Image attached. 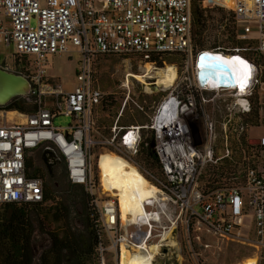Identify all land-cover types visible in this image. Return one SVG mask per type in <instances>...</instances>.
Returning a JSON list of instances; mask_svg holds the SVG:
<instances>
[{
    "label": "built area",
    "instance_id": "obj_1",
    "mask_svg": "<svg viewBox=\"0 0 264 264\" xmlns=\"http://www.w3.org/2000/svg\"><path fill=\"white\" fill-rule=\"evenodd\" d=\"M196 3L204 7L216 0H0V67L24 74L32 85L28 95L38 104L34 112L20 113L23 122H0V205L44 201L45 182L30 174L27 162L34 150L46 149L63 158L70 182L83 186L98 206L100 264H106V243L119 258L122 246L148 252L156 237L161 241L158 225L165 229L164 221L173 226L179 219L189 236L193 232L200 239L205 229L219 238L254 246L259 257L264 248V134L253 136V125L242 116L252 111L255 98L259 109L263 108L264 94L258 91L256 97L255 93L264 82L257 63L244 54L248 47L211 49L247 64L243 89L238 82L214 83L209 78L196 62L206 50L198 49L193 39ZM228 3L224 7L235 14L237 37L253 39L254 49L264 52V0ZM72 48L81 54L76 70L80 82L68 90L50 77L47 60ZM168 53L185 56V72L170 93L152 105L148 123L118 126L117 120L112 135L97 138L94 110L105 98L95 80L97 56L137 54L147 61L152 54ZM43 94L53 98L52 106L46 105ZM60 114L71 116L72 123L55 125ZM218 127L225 138L221 150L215 148ZM142 129H150L153 135L158 174L132 158L140 150ZM232 131L241 135L238 139L246 146L243 181L204 190L199 182L202 169L232 156L228 144ZM95 148L119 152L158 187L160 200L145 204L153 207L148 209L151 220L124 222L116 196L98 200L92 177ZM156 213L158 219L152 216ZM190 242L191 257L200 264Z\"/></svg>",
    "mask_w": 264,
    "mask_h": 264
},
{
    "label": "rangeland",
    "instance_id": "obj_2",
    "mask_svg": "<svg viewBox=\"0 0 264 264\" xmlns=\"http://www.w3.org/2000/svg\"><path fill=\"white\" fill-rule=\"evenodd\" d=\"M217 2L218 3H210L209 5L204 6L207 18L206 29L204 31L205 48L212 49V46L215 44L230 49L239 47L240 45L236 43L237 41H234L233 37V33H236V35L238 33L236 24L233 22V19L235 20V14L233 11L224 7L227 5V0H217ZM238 39L244 41V43L241 44L242 47H248V49L245 50V54L250 58H253L257 63L259 67L260 81L264 82V52H259L254 49L253 39L235 38V40ZM10 50H12V47L5 50V53L7 54ZM173 60L175 63L164 61L161 66L159 63L146 61L137 54H101L97 56L94 64L95 80L101 90L105 93L106 98V101H102V103L98 104L94 110L96 128L98 131L95 133L97 138H107L112 135V127L117 120L118 126L148 123L152 105L154 106L164 95L170 93L174 88V85H176L184 75L186 64L185 56L181 54L175 55ZM80 61L81 54L76 48H72L70 52L49 56L47 60V72L50 77L54 76L55 79H57L56 81L64 83L65 87L69 90L72 88L73 83L80 82L76 74V69H78ZM167 65H174L178 72L176 81L169 88L163 87L164 84H161L160 78L156 76L146 78L147 82L150 84V89L146 88V85L143 84L139 76L136 77L132 75V73L143 75L153 66L163 68ZM258 91L260 94H264V83H259L256 88V97H258ZM126 98H128V101L125 106H123ZM232 98L233 97L231 96L230 99ZM42 99L46 105L52 106L53 98L49 94H43ZM254 101V108L261 112H259L258 122L256 124L254 123L253 128H250V131L253 136H256L257 134L263 135L264 105L260 110L258 100L255 98ZM136 103L144 105V109H141ZM121 110H123V112L118 118ZM9 111L16 112L10 115L7 114ZM20 113L23 112L18 110L0 109V122L5 121L6 119L23 122L25 121V118L23 115H20ZM250 116L251 115L248 114L244 117L242 116V118L249 121L248 119ZM54 123L57 126L66 127L72 123V117L60 114L56 116ZM199 129L202 130V126H199ZM142 132L144 134L143 139L146 134L151 133L150 129H145V131ZM218 132L219 135L215 143V148H217L216 150H221L224 146L223 143L225 138L223 137L222 129L220 127H218ZM228 136V144L233 150L232 159L218 161V163L215 164H206L202 169V173L210 172L206 175L208 176L207 178H201L202 176L200 175L199 182L202 187H205V185H212L209 184L210 173H212V170L217 171V175L214 177L219 178L218 174L220 171H218V168H226L228 162H231L232 165L230 166H235L236 176L238 177L233 178L234 176H230V178L224 175L220 177V179H226L227 181H233L235 183L243 181V171L246 160L244 159V152L246 146L238 139L242 137L241 135L239 136L237 132H229ZM40 149L41 148H37L34 150L29 158L31 160L32 170H35V166L41 161ZM104 152H110L113 155L118 156L122 161H128L124 156L113 149L95 148L92 162V177L97 185L95 192L99 198L98 200L116 198L111 191H106L105 193L102 192L103 188L105 190H110L109 187L101 181V170L98 167V159ZM134 156L132 157L133 159ZM139 164L142 168L154 172L156 171L154 168L146 165L144 161H141ZM39 177L43 178L42 175ZM149 183L151 184L153 182L149 181ZM46 184L47 188L54 196L53 199L44 203V206L47 208L46 211L50 212L49 217L46 220V224L50 228V231L59 235L66 234L80 247H85L89 241L86 190L81 185H72L67 176L66 170H64V174L61 177L59 176L57 181L55 179H48ZM120 202L123 212L122 201ZM162 224L167 225V227L163 229V227L158 225V232H160L161 235L167 232L168 238L164 241H159V237L154 239V243H162L159 252L156 255L155 264H195L196 260L192 258L190 254V239H192V244L198 253L197 259L200 264H243V262L250 257L258 259V264H264V248L261 249L258 257L254 246L236 240L219 238L205 229L200 231V239H196L193 232H191V236H189L185 224L182 223L180 219L177 220L173 226L168 220L164 221ZM35 226L36 228L32 237L33 264H42L41 255L50 246L51 240L49 235L43 231L38 224ZM106 244L107 250L104 255L106 264H119L121 256L119 258L117 250L108 246V243ZM133 252L134 250H127L128 254ZM64 254L66 264H76V260L70 251H65ZM89 264H93L92 261Z\"/></svg>",
    "mask_w": 264,
    "mask_h": 264
},
{
    "label": "trees",
    "instance_id": "obj_3",
    "mask_svg": "<svg viewBox=\"0 0 264 264\" xmlns=\"http://www.w3.org/2000/svg\"><path fill=\"white\" fill-rule=\"evenodd\" d=\"M219 2V1H218ZM217 2V3H218ZM220 3V2H219ZM206 9L200 4H194L193 6V39L198 49H206L204 44V31L206 29ZM234 17V15H233ZM233 22L235 20L233 19ZM234 41H237L240 46L244 43L243 40H235L237 37L236 33H233ZM212 49L224 50L222 45L215 44ZM245 54V52H244ZM175 55H180L179 53H168L165 55L152 54L147 61H155L161 66L164 61L169 63H175L173 57ZM77 70V69H76ZM108 100V99H107ZM103 101H106L104 98ZM38 107L37 100L34 96H15L7 104L0 106V109L5 110H18L23 113L34 112ZM251 115L249 121L252 125L258 122L259 111L253 108L251 112L246 115ZM146 124V123H142ZM145 131V129H142ZM144 135V134H143ZM153 140L152 133L146 134L143 141L141 142L140 150L137 155L134 156L136 162L140 163L144 161L146 165L156 170L154 174L160 172V164L158 161L157 152L154 147L151 146ZM140 158V159H139ZM227 159H232L230 157H224L219 161ZM227 167L218 168L220 171L218 174L219 178L214 176L217 175L216 170H212L210 173V186L205 185L203 189H212L216 186L230 185L235 182L220 179L222 176L235 178L236 171L235 166L231 162H228ZM28 168H32L31 160L27 162ZM219 167V166H218ZM208 172L201 173V178H207ZM32 176H41L36 173L35 170L30 172ZM230 177V178H231ZM76 186L77 184L71 183ZM44 187V201L39 203H22V202H5L0 205V264H33L32 255V237L38 224L43 231H45L51 240L50 246L42 253L41 262L42 264H66L65 251H70L76 260V264H89L91 261L93 264H100L99 258L96 253V248L100 241V232L98 227V211L97 207L93 202V196L86 193L87 202V223L89 228V241L85 247H80L75 243L70 236L63 234L59 235L53 231L46 224V220L49 217V213L46 211V206L44 203L54 196L46 186ZM77 189V188H75ZM74 190V189H73Z\"/></svg>",
    "mask_w": 264,
    "mask_h": 264
},
{
    "label": "bare ground",
    "instance_id": "obj_4",
    "mask_svg": "<svg viewBox=\"0 0 264 264\" xmlns=\"http://www.w3.org/2000/svg\"><path fill=\"white\" fill-rule=\"evenodd\" d=\"M228 1V0H227ZM217 3V0H216ZM230 4L227 2V5ZM238 58V60H234ZM239 57L225 55L220 51L206 49L204 54L197 59L196 62L205 69L209 78L215 83L217 81H225L235 83L242 76L247 64L240 63ZM133 76L140 77L146 88L150 89V84L147 82V77L156 76L160 78V83L163 87L169 88L174 84L178 77L177 69L174 65H167L163 68L153 66L149 68L146 74ZM246 80L244 81V83ZM161 86V85H159ZM16 111H9L7 114H14ZM21 115V114H20ZM9 116V115H8ZM12 117V116H11ZM11 119V118H10ZM98 167L101 170V181L107 185L117 197L121 218L124 222H141L151 220L145 204L153 203L159 198V189L153 183H149L147 178L141 171L129 161H122L118 156L110 152H104L98 159ZM104 189V188H103ZM105 190V189H104ZM123 205V212L121 202ZM153 218L158 219L159 215L152 214ZM168 238V233L162 234L161 241ZM171 240V239H170ZM172 241V240H171ZM173 243V242H172ZM125 246L121 248V260L119 264H155L154 257L158 253L159 243H153L148 247V252L142 249H133L134 252L128 254ZM243 264H255V258H247Z\"/></svg>",
    "mask_w": 264,
    "mask_h": 264
},
{
    "label": "water",
    "instance_id": "obj_5",
    "mask_svg": "<svg viewBox=\"0 0 264 264\" xmlns=\"http://www.w3.org/2000/svg\"><path fill=\"white\" fill-rule=\"evenodd\" d=\"M31 88V82L24 74L0 67V106L7 104L15 96H27ZM151 146L154 147L153 141Z\"/></svg>",
    "mask_w": 264,
    "mask_h": 264
},
{
    "label": "flooded vegetation",
    "instance_id": "obj_6",
    "mask_svg": "<svg viewBox=\"0 0 264 264\" xmlns=\"http://www.w3.org/2000/svg\"><path fill=\"white\" fill-rule=\"evenodd\" d=\"M41 150V161L35 166L37 174L42 175L44 181L47 183L48 179L58 180L64 174L65 165L63 158L55 152L46 149Z\"/></svg>",
    "mask_w": 264,
    "mask_h": 264
},
{
    "label": "snow or ice",
    "instance_id": "obj_7",
    "mask_svg": "<svg viewBox=\"0 0 264 264\" xmlns=\"http://www.w3.org/2000/svg\"><path fill=\"white\" fill-rule=\"evenodd\" d=\"M234 60H238V58H234ZM241 64H243L242 61H240ZM247 79V70H244L242 73V76L238 78V83L241 87V89H243L244 87V81Z\"/></svg>",
    "mask_w": 264,
    "mask_h": 264
},
{
    "label": "crops",
    "instance_id": "obj_8",
    "mask_svg": "<svg viewBox=\"0 0 264 264\" xmlns=\"http://www.w3.org/2000/svg\"><path fill=\"white\" fill-rule=\"evenodd\" d=\"M153 207H151V206H147V209H152ZM159 249H160V245H159ZM158 252H159V250H158ZM157 255V254H156ZM155 260H156V256L154 257V260H153V262H155Z\"/></svg>",
    "mask_w": 264,
    "mask_h": 264
}]
</instances>
